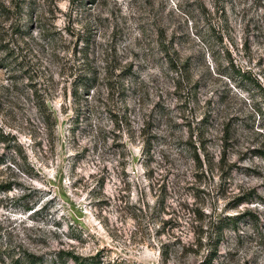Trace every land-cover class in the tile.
<instances>
[{"label": "rangeland", "instance_id": "1", "mask_svg": "<svg viewBox=\"0 0 264 264\" xmlns=\"http://www.w3.org/2000/svg\"><path fill=\"white\" fill-rule=\"evenodd\" d=\"M258 151L264 0H0V264H264Z\"/></svg>", "mask_w": 264, "mask_h": 264}, {"label": "trees", "instance_id": "2", "mask_svg": "<svg viewBox=\"0 0 264 264\" xmlns=\"http://www.w3.org/2000/svg\"><path fill=\"white\" fill-rule=\"evenodd\" d=\"M171 61H173L172 64H173V66L175 68V71L177 72V74H179L178 73L179 72V66H177L176 61H174L173 59ZM184 63H186V62H184ZM184 66L187 67L186 64H183V67ZM78 79H79V83L80 84H84L85 87H88V88H91L92 86L97 84V77H90V76L88 77L87 75H79ZM79 83L75 84L76 88L73 91V95H74L75 98L79 97V94H80L79 91H78V86H77V85H79ZM40 111H42L43 114H47L49 119L51 118L50 114L48 113V111H47V109L45 107H41ZM258 152H260L259 153L260 155L264 156V151H258ZM224 159H225V157H224ZM253 200L254 199L251 197V193H248L247 195H245L243 197L241 196L239 198L238 204H240L242 202H251V201L253 202ZM249 214H250V212H245L243 215H249ZM224 219H226L227 221L224 222V224L222 226V229L227 227V226H231L232 224H236L238 222V219H240V217L239 216H237V217L236 216L235 217H224ZM71 256L74 259L76 264H89L84 259L80 260V258L78 256H76V255H71ZM32 258H30V257L28 258L29 264H37V260H33Z\"/></svg>", "mask_w": 264, "mask_h": 264}]
</instances>
